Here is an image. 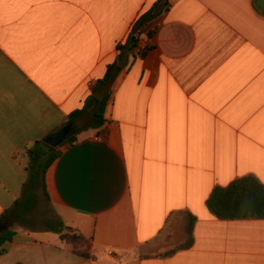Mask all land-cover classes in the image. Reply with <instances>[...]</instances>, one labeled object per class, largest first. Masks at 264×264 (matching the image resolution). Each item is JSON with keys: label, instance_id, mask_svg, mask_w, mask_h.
I'll return each mask as SVG.
<instances>
[{"label": "crops", "instance_id": "0c3cea01", "mask_svg": "<svg viewBox=\"0 0 264 264\" xmlns=\"http://www.w3.org/2000/svg\"><path fill=\"white\" fill-rule=\"evenodd\" d=\"M156 1L0 0V220L13 233L0 264H264V219L206 205L237 179L264 185V13L255 0H167L127 48ZM115 63L101 134L90 112L70 122L76 141L58 148L34 206L16 205L28 150ZM40 199L44 227L30 224ZM191 224L192 245L160 255ZM50 226L89 240L90 257Z\"/></svg>", "mask_w": 264, "mask_h": 264}, {"label": "trees", "instance_id": "16d2710c", "mask_svg": "<svg viewBox=\"0 0 264 264\" xmlns=\"http://www.w3.org/2000/svg\"><path fill=\"white\" fill-rule=\"evenodd\" d=\"M167 0H157L152 7L143 13L133 24L131 33L129 34L124 46L127 48H135L138 43L139 32L144 29L152 20L158 17L167 5ZM124 46L118 45L117 49L122 50ZM142 54V53H141ZM120 68L117 63L108 67L105 76L98 80L93 89V94L99 92L103 88H108L119 72ZM110 94L107 91L102 100L97 99L93 95L85 102L84 106L68 117V122H74L76 117H79L86 112H90V127L99 129L98 134L102 132V126L106 122L105 112ZM78 130L69 135L64 142L58 147H50L42 141H37L32 148L28 150L29 164L27 166L28 178L23 186L22 195L19 201L25 204L27 210L31 209L35 203L34 190L39 183L44 186V175L48 167L59 156L62 148L71 145L76 141ZM207 209L209 212L219 219H264V185H261L255 178L251 176L243 177L233 181L226 187H217L213 190L211 196L207 200ZM53 228L59 238L74 246L73 253L82 258H89L87 248L90 246V241L77 235L75 232L67 229ZM184 243L174 247L173 249L160 254L168 256L178 250L189 248L193 243L192 224L188 227ZM12 232L0 233V252H4L2 248L7 242L12 240ZM84 247V250L81 248Z\"/></svg>", "mask_w": 264, "mask_h": 264}, {"label": "water", "instance_id": "95a60500", "mask_svg": "<svg viewBox=\"0 0 264 264\" xmlns=\"http://www.w3.org/2000/svg\"><path fill=\"white\" fill-rule=\"evenodd\" d=\"M254 7L264 13V0H255ZM95 97L99 100H102L104 97V90L95 94ZM74 132V126L72 123H68L63 126L60 130H58L55 134L48 136L43 140V143L50 147H58L62 142L66 140V138ZM6 223L5 219L0 220V233L3 232V226Z\"/></svg>", "mask_w": 264, "mask_h": 264}, {"label": "rangeland", "instance_id": "374dc122", "mask_svg": "<svg viewBox=\"0 0 264 264\" xmlns=\"http://www.w3.org/2000/svg\"><path fill=\"white\" fill-rule=\"evenodd\" d=\"M50 216H51V213L48 210V208L46 207L43 199H40L37 203V207L33 210V213L31 214L30 224H35L38 227H44V224L46 223L45 222L46 218L50 217ZM185 240H186V237H185ZM185 240H184V242H185Z\"/></svg>", "mask_w": 264, "mask_h": 264}]
</instances>
